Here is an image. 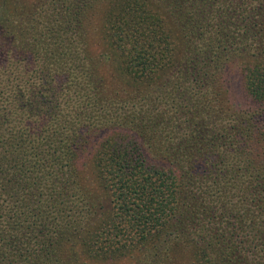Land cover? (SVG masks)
Here are the masks:
<instances>
[{"label": "trees", "instance_id": "16d2710c", "mask_svg": "<svg viewBox=\"0 0 264 264\" xmlns=\"http://www.w3.org/2000/svg\"><path fill=\"white\" fill-rule=\"evenodd\" d=\"M0 264H264V0H0Z\"/></svg>", "mask_w": 264, "mask_h": 264}, {"label": "rangeland", "instance_id": "374dc122", "mask_svg": "<svg viewBox=\"0 0 264 264\" xmlns=\"http://www.w3.org/2000/svg\"><path fill=\"white\" fill-rule=\"evenodd\" d=\"M81 170H84L85 173H90V169L87 168V165L84 166ZM91 175V173H90Z\"/></svg>", "mask_w": 264, "mask_h": 264}]
</instances>
